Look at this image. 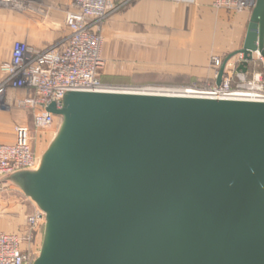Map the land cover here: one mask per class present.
Wrapping results in <instances>:
<instances>
[{"label": "water", "instance_id": "water-1", "mask_svg": "<svg viewBox=\"0 0 264 264\" xmlns=\"http://www.w3.org/2000/svg\"><path fill=\"white\" fill-rule=\"evenodd\" d=\"M264 55V0L240 50ZM60 129L16 181L46 216L34 264H264V102L66 94Z\"/></svg>", "mask_w": 264, "mask_h": 264}, {"label": "crops", "instance_id": "crops-1", "mask_svg": "<svg viewBox=\"0 0 264 264\" xmlns=\"http://www.w3.org/2000/svg\"><path fill=\"white\" fill-rule=\"evenodd\" d=\"M214 1L133 0L124 5L104 26L105 67L101 74L131 70L140 64L138 69L142 72L213 78V57L225 60L243 47L253 10L229 12L215 6ZM32 4L25 11L0 4V80L1 66L11 59L16 41L43 49L69 35L66 12L72 8V0H34ZM24 93L10 91L9 102L12 104ZM19 125L33 129L31 112L17 107L10 113L0 112V143H13ZM37 135L39 131L34 130V141ZM20 172L0 177H6L14 193L0 194V233L23 232L28 211L39 208L16 181L15 175ZM15 221L17 226L13 225ZM45 225L46 222L42 223L32 238L40 250ZM33 243H25L24 250Z\"/></svg>", "mask_w": 264, "mask_h": 264}, {"label": "built area", "instance_id": "built-area-1", "mask_svg": "<svg viewBox=\"0 0 264 264\" xmlns=\"http://www.w3.org/2000/svg\"><path fill=\"white\" fill-rule=\"evenodd\" d=\"M34 0H0V4L20 11L32 7ZM133 0H72V8L66 12L69 35L43 49H36L28 42L14 43L11 59L2 64L3 77L0 80V112L10 113L13 107L31 112L33 129L29 126L16 127L13 143H0V177L20 171H35L40 167L33 144V131H44L62 123V116L49 110L53 103L57 108L64 106L67 93L85 92H135L169 95H192L222 100H244L264 102V55L260 50L252 53L260 62L261 70L247 73L239 70L246 61L244 53L231 58L220 85H217L219 70L224 58L213 57L215 83L206 87L165 86H121L104 82L101 72L105 67L102 56L103 28L110 16ZM215 6L229 12L252 10L256 0H215ZM249 62V61H248ZM23 90L22 96L11 104L10 91ZM46 222L44 212L38 208L28 218L30 240L42 223ZM24 236L17 233H0V264H34L23 248Z\"/></svg>", "mask_w": 264, "mask_h": 264}, {"label": "rangeland", "instance_id": "rangeland-1", "mask_svg": "<svg viewBox=\"0 0 264 264\" xmlns=\"http://www.w3.org/2000/svg\"><path fill=\"white\" fill-rule=\"evenodd\" d=\"M103 36H104V28H103ZM104 44V43H103ZM217 57V56H214ZM107 65V64H106ZM138 66L140 64L135 65L132 67V69H123L121 71H116L117 73H105L101 74L103 77L104 82L107 83H112V84H117L121 86H165V87H171V88H176V87H190L192 85L185 84V83H180V82H186L190 81L188 80L189 76L185 77H180V76H171L168 74H162L159 72H142L141 69H138ZM109 72V71H107ZM187 77V78H186ZM197 78V77H196ZM202 78V77H199ZM198 87V86H195ZM59 119H57L56 124L52 126L51 128L39 132L38 137L36 138L35 136V141H34V147L35 151L38 155L39 158H41L49 148L50 144L53 142L54 138L56 137L60 126L59 125ZM62 124V123H61ZM6 177H3L0 179V194H8L6 196H9L10 194H14L11 191V188L8 186L9 183L5 180ZM35 213V210H30L28 211V214L26 215V225H24V228H26L23 232L22 231H15V233L20 234L21 236H24L23 240V246L25 243L27 244H32L34 239L27 240L25 236V232L28 230V218L32 216ZM15 217H18V215H13ZM14 218V217H13ZM16 220H18L16 218ZM17 226L18 221L14 222L13 225ZM42 231H44V228H42ZM27 233V232H26ZM33 236V235H32ZM42 246V245H41ZM38 245L33 243V246H30L28 249L24 250V253L26 256L32 257V260H35L40 248H37ZM25 249V247H23Z\"/></svg>", "mask_w": 264, "mask_h": 264}, {"label": "trees", "instance_id": "trees-1", "mask_svg": "<svg viewBox=\"0 0 264 264\" xmlns=\"http://www.w3.org/2000/svg\"><path fill=\"white\" fill-rule=\"evenodd\" d=\"M261 69L262 67L260 65V62L252 59L248 62L247 72H246L247 76L250 77L253 74V72L261 70ZM180 77H185V76H180ZM101 78L103 80L102 75H101ZM188 80L190 81L180 82V83H185V84H189L192 86H198V87H206V86H209L215 83V79L213 78L188 77Z\"/></svg>", "mask_w": 264, "mask_h": 264}, {"label": "bare ground", "instance_id": "bare-ground-1", "mask_svg": "<svg viewBox=\"0 0 264 264\" xmlns=\"http://www.w3.org/2000/svg\"><path fill=\"white\" fill-rule=\"evenodd\" d=\"M105 61V60H104ZM2 233H8V232H2Z\"/></svg>", "mask_w": 264, "mask_h": 264}]
</instances>
